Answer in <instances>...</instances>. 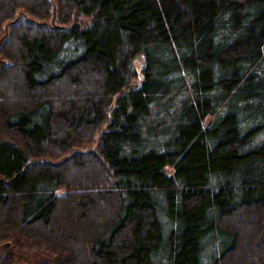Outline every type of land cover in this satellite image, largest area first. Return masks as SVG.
<instances>
[{
	"label": "trees",
	"instance_id": "1",
	"mask_svg": "<svg viewBox=\"0 0 264 264\" xmlns=\"http://www.w3.org/2000/svg\"><path fill=\"white\" fill-rule=\"evenodd\" d=\"M5 27L0 264H264V0H0Z\"/></svg>",
	"mask_w": 264,
	"mask_h": 264
},
{
	"label": "rangeland",
	"instance_id": "2",
	"mask_svg": "<svg viewBox=\"0 0 264 264\" xmlns=\"http://www.w3.org/2000/svg\"><path fill=\"white\" fill-rule=\"evenodd\" d=\"M20 18V15L17 16V19ZM80 21L82 22H88L89 19L88 18H85V17H81L79 19ZM143 59L140 55H137L134 59V62H133V66L134 68L136 69V73H137V81L135 82H140L141 79H142V68H143ZM168 173H171V170H168ZM12 252L9 248L8 245H4V244H1L0 245V259L7 256V255H10ZM33 255H35L34 253H32ZM24 255V254H19L17 255V264H27V260H35V259H39V258H36L34 257L33 255Z\"/></svg>",
	"mask_w": 264,
	"mask_h": 264
},
{
	"label": "water",
	"instance_id": "3",
	"mask_svg": "<svg viewBox=\"0 0 264 264\" xmlns=\"http://www.w3.org/2000/svg\"><path fill=\"white\" fill-rule=\"evenodd\" d=\"M6 36H7V27H5L4 35L0 38V45L2 44ZM0 63H1V59H0ZM33 264H53V262L49 258H41L34 261Z\"/></svg>",
	"mask_w": 264,
	"mask_h": 264
},
{
	"label": "flooded vegetation",
	"instance_id": "4",
	"mask_svg": "<svg viewBox=\"0 0 264 264\" xmlns=\"http://www.w3.org/2000/svg\"><path fill=\"white\" fill-rule=\"evenodd\" d=\"M38 259H35V260H27V264H33L34 261H36Z\"/></svg>",
	"mask_w": 264,
	"mask_h": 264
}]
</instances>
